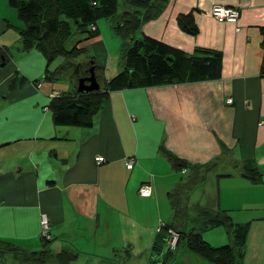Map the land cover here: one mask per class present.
<instances>
[{
    "label": "crops",
    "instance_id": "obj_1",
    "mask_svg": "<svg viewBox=\"0 0 264 264\" xmlns=\"http://www.w3.org/2000/svg\"><path fill=\"white\" fill-rule=\"evenodd\" d=\"M3 1L0 241L27 253L45 251L47 261L36 264L60 263L59 256L67 264H152L163 224H174L184 238L198 232L214 248L234 247L226 227L201 229L197 216L208 212L225 214L244 229L236 251L240 264H264V0H166L157 18L142 21L136 39L148 37L187 56L219 52L220 78L110 91L87 128L53 125L48 105L61 92L51 81H37L43 57L21 50V26L8 19L13 14ZM214 6L238 10L237 25L216 22ZM187 14L194 17L196 36L178 26V17ZM97 31L96 38L76 37L68 48L81 41L85 58L98 64L103 91L122 70L123 42L108 20H99ZM31 110L33 123L27 119ZM168 154L195 170L179 171ZM250 169L261 172L259 182L241 175ZM144 184L151 188L145 198L138 193ZM191 211L196 224L189 225ZM42 217L49 223L45 240ZM184 241L168 248L161 264H212ZM179 248L181 261L173 255ZM0 264L35 263L4 254Z\"/></svg>",
    "mask_w": 264,
    "mask_h": 264
},
{
    "label": "trees",
    "instance_id": "obj_2",
    "mask_svg": "<svg viewBox=\"0 0 264 264\" xmlns=\"http://www.w3.org/2000/svg\"><path fill=\"white\" fill-rule=\"evenodd\" d=\"M7 2L23 24V27L17 29L21 50L25 53L36 51L46 60L43 81L52 82L58 74L74 66L72 60L86 54L84 49L78 48L81 41L75 42L70 49L68 47L76 37L82 38V41L96 38L99 20L111 22L114 32L122 39V70L105 83L103 91L99 87L98 91L79 93L78 81L89 77L90 68L94 69L99 84V68L92 57H87L84 65L81 63L76 65L73 73L74 89L70 93H61L52 98L48 105L53 125L56 127H91L95 115L101 110L110 91L172 85L184 80L191 82L217 80L221 76L222 56L219 52L196 50L194 56H187L157 40L148 37L136 39L142 21L157 18L165 8L166 0H123L121 13H118L120 0H7ZM177 22L184 33L190 36L198 34L192 14L180 15ZM91 27H96L95 31H92ZM261 31L264 51V29ZM59 57L63 58V63L49 71L51 63ZM2 63L4 66L7 65L5 57ZM167 157L179 171L195 170L186 162L169 154ZM241 175L252 182L261 180V172L256 169L242 171ZM179 206L176 201L175 213L178 217ZM197 218L202 221L201 229L226 227L230 238L234 239L235 248L228 245L214 248L206 243L198 232L192 230L186 232L184 238L182 231L179 232L174 224H163L152 248L151 263L161 264L166 259L169 248L167 232L172 229L180 236L177 247L181 240L185 239L186 249L212 264H240L236 251L242 243L244 229L232 225L225 214L211 216L208 212H203ZM43 239L45 240L44 237ZM44 253L45 251L23 252L7 242L0 241V255L12 254L21 263H45L48 257Z\"/></svg>",
    "mask_w": 264,
    "mask_h": 264
},
{
    "label": "rangeland",
    "instance_id": "obj_3",
    "mask_svg": "<svg viewBox=\"0 0 264 264\" xmlns=\"http://www.w3.org/2000/svg\"><path fill=\"white\" fill-rule=\"evenodd\" d=\"M122 1L123 0H120V2H119L118 13H120L122 11V7H121L122 6ZM3 2H5V4H8L7 3V0H4ZM7 6L8 5H6V8H7ZM8 9H9V12H11L13 14V16H8V19H10V21H13L12 23H15V21H16V23L18 22L20 24V26L23 27L22 22H20L19 19L17 18L16 11L13 8H11V7H8ZM85 55L86 54H84L80 58H77L75 60H72L71 63L74 66H72V68H70V69L68 68L63 73L58 74L56 76V78H54V80L52 81V83L54 84V86L55 87H58L59 88L58 90L61 93H70L74 89L75 79H74L73 73H75V67H76V65H78L80 63H81V65H84L85 64V59H86L85 58ZM43 60H44L43 67L40 70L41 76L37 79V81L40 80L41 78H43L44 77V74H45L46 60L44 58H43ZM62 63H63V58H60V57L57 58L55 61H53L51 63V65L49 67V71H53L56 67H58ZM33 73H34V75H37L38 74V72L36 70ZM103 83H104L103 80H100L99 81V85H103ZM32 110H31V112L28 113V116H27V119H29V121L31 120V123H33L36 120L35 119V113ZM189 214L192 217H189L188 218V221H186V224H189V225H191L192 223L193 224H196L195 223V218H193L195 213L193 211H191ZM188 229H190V228H188ZM41 235H42V231H41ZM180 252H182L181 248H179L176 252L173 253V255H175V258L173 257L174 260L176 259V257H178V255H179V257L177 258L178 261H181L182 260V258L180 256V254H181ZM44 255H45V253H44ZM58 259L61 260L62 262H60V263L59 262L58 263H50V264H67L65 262V260H64V259H66L65 257L59 256ZM184 262L182 261L180 263L183 264Z\"/></svg>",
    "mask_w": 264,
    "mask_h": 264
},
{
    "label": "built area",
    "instance_id": "obj_4",
    "mask_svg": "<svg viewBox=\"0 0 264 264\" xmlns=\"http://www.w3.org/2000/svg\"><path fill=\"white\" fill-rule=\"evenodd\" d=\"M210 16L218 23H228V24L237 25L238 20H239L238 10L234 8H228V7H222V6H214L210 12ZM95 29L96 27H91L92 31H95ZM36 87L40 88L41 87L40 83H37ZM229 103H231V100L228 101V104ZM95 162L96 164H100L102 163V159L97 158L95 159ZM127 168L128 169L133 168L132 161L127 163ZM138 193L141 197H144V198L149 197L151 194V188L149 185L144 184L139 188ZM162 227L163 225L159 227V231H161ZM41 229H42V236L45 239H49V223L46 217H42L41 219ZM167 234H168L169 248L171 250H175L178 244L179 237H180L179 233L172 229H169Z\"/></svg>",
    "mask_w": 264,
    "mask_h": 264
},
{
    "label": "water",
    "instance_id": "obj_5",
    "mask_svg": "<svg viewBox=\"0 0 264 264\" xmlns=\"http://www.w3.org/2000/svg\"><path fill=\"white\" fill-rule=\"evenodd\" d=\"M129 85H131V81L129 82ZM98 90H99V84L96 81L94 69L90 68L89 77L82 78L78 81L77 91L79 93H90Z\"/></svg>",
    "mask_w": 264,
    "mask_h": 264
}]
</instances>
